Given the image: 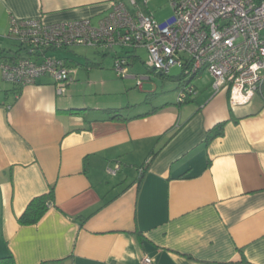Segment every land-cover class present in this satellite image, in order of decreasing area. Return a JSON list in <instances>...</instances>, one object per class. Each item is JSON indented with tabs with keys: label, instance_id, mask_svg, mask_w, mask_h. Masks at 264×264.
Here are the masks:
<instances>
[{
	"label": "crops",
	"instance_id": "1",
	"mask_svg": "<svg viewBox=\"0 0 264 264\" xmlns=\"http://www.w3.org/2000/svg\"><path fill=\"white\" fill-rule=\"evenodd\" d=\"M115 1L126 0H0V64L28 56L5 47L12 20L92 24ZM130 55L129 64L138 59ZM101 57L87 60L89 75L91 67L106 65ZM70 75L74 83L57 96L49 77L20 87L3 81L0 70V258L11 254L15 264H139L143 257L151 264H264V106L258 96L231 109L226 89L214 94L194 76L189 83L197 93L188 103L165 102L132 116L123 105L73 101L105 91L83 89L77 69ZM106 109L123 110L128 121H109ZM221 122L223 134L207 143L206 133ZM115 165L118 172L109 175ZM51 187L54 206L36 225L20 226L28 203Z\"/></svg>",
	"mask_w": 264,
	"mask_h": 264
},
{
	"label": "built area",
	"instance_id": "2",
	"mask_svg": "<svg viewBox=\"0 0 264 264\" xmlns=\"http://www.w3.org/2000/svg\"><path fill=\"white\" fill-rule=\"evenodd\" d=\"M139 1L148 2H113L96 26L88 19L61 23L38 18L12 20L8 37L19 42L29 57L3 61V81L26 86L49 77L56 95L64 96L74 79L65 60L48 56V51L73 46L106 51L144 49L145 66L159 75L167 76L174 67L190 78L207 71L214 94L228 91L231 109L247 105L257 96L264 85V0H168L172 13L163 22L137 9ZM128 67V58L115 54L112 70L116 76L136 80L141 89L147 78L130 77ZM196 93L190 83H184L177 102L183 104ZM119 168L115 165L107 173L115 176ZM151 262L143 257L139 264Z\"/></svg>",
	"mask_w": 264,
	"mask_h": 264
},
{
	"label": "rangeland",
	"instance_id": "3",
	"mask_svg": "<svg viewBox=\"0 0 264 264\" xmlns=\"http://www.w3.org/2000/svg\"><path fill=\"white\" fill-rule=\"evenodd\" d=\"M128 1L129 0H126L125 3L128 4ZM139 2L137 9L152 15L158 22L165 21L172 13L168 0H148L145 5H143L141 1ZM97 23L98 21L96 20L92 21L93 26H96ZM4 39L6 49H10L16 53L22 52L23 56H27L19 42L10 39L8 36ZM124 50L130 51V53L124 54ZM124 50L113 49L109 50V53L111 52V54H113L114 51H118L120 55H124L125 57H128V55L131 56V49ZM105 51L104 49L92 46H73L51 52L53 53V57L64 59L65 62H67L71 68V70L69 69L70 72L75 69L79 71V75L75 79L83 89L105 91L103 94L101 93L100 95L91 97H84L77 94L72 96L73 101L91 103V105H95L93 107H114L111 105H123L125 107L123 112L132 116L152 111L153 108L165 102L177 105L179 91L182 85L190 79V76L182 75V70L179 67L172 68L167 76H160L158 73L153 72L145 66L147 60L146 51L144 49H137L135 52L138 59L135 60L134 63H130L131 65L129 64L128 69L131 74L139 78H147L142 81L141 89H138L136 87V80L120 79L116 76L115 72L109 67L113 57L109 54L107 55ZM101 55H106V65L101 67L107 70L101 71V67H91L93 73L89 75L90 73H88L86 65L87 60L91 62L97 61L98 58H102ZM30 59L33 60V58ZM129 59H131V57H128V60ZM97 69H99V71H97ZM99 72H103V75H99L101 74ZM195 81L199 86L207 88L212 83V77L207 71H204L196 76ZM103 84H106L104 88ZM256 99L257 97H255V100Z\"/></svg>",
	"mask_w": 264,
	"mask_h": 264
},
{
	"label": "trees",
	"instance_id": "4",
	"mask_svg": "<svg viewBox=\"0 0 264 264\" xmlns=\"http://www.w3.org/2000/svg\"><path fill=\"white\" fill-rule=\"evenodd\" d=\"M185 83H189V81ZM257 96L261 99L264 106V85L261 88V90L258 92ZM190 98H188L183 104L188 103ZM177 105H182V104H179L177 102ZM82 111H83L82 109H75V110L72 109L69 110V113L78 114ZM122 111L123 110L121 109H106L102 113L106 115L109 121H128V119L123 117ZM144 116L145 115H143L142 117ZM225 124L226 122L218 123L213 128L208 130V132L206 133V142L208 143L209 141H212L213 139L220 137L223 134V129ZM150 161H151V157L145 162V166H143L142 168L143 170L144 167H146L150 163ZM53 206H54V188L51 187L46 194L37 196L28 203L24 212L21 214L20 217L17 218V222L20 226L36 225L45 216L47 211ZM0 264H15L13 256L11 254H8L5 257H1Z\"/></svg>",
	"mask_w": 264,
	"mask_h": 264
}]
</instances>
